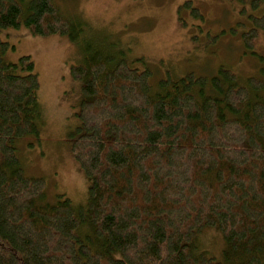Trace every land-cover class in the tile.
Wrapping results in <instances>:
<instances>
[{"label": "trees", "instance_id": "16d2710c", "mask_svg": "<svg viewBox=\"0 0 264 264\" xmlns=\"http://www.w3.org/2000/svg\"><path fill=\"white\" fill-rule=\"evenodd\" d=\"M251 17L242 40L264 61V13ZM22 25L80 42L83 23L55 0H0V264H264V67L243 82L224 66L160 79L154 91L149 69L83 45L85 62L71 67L83 99L70 149L89 199L48 203L46 180L27 175L18 153L40 133L36 64L4 58L1 31ZM209 227L224 237L222 261L197 246Z\"/></svg>", "mask_w": 264, "mask_h": 264}, {"label": "rangeland", "instance_id": "374dc122", "mask_svg": "<svg viewBox=\"0 0 264 264\" xmlns=\"http://www.w3.org/2000/svg\"><path fill=\"white\" fill-rule=\"evenodd\" d=\"M191 1L203 17L188 7L179 10L186 0H55L66 16L83 23L80 42L60 33L36 35L25 25L1 31L9 42L5 60L31 55L39 74L40 133L19 140L18 153L27 175L46 180L45 202L54 203L60 195L75 205L89 199L90 179L70 149L83 99V81L73 77L71 67L85 62L83 45L93 42L134 67L149 69L154 91L162 79L212 76L222 66L233 69L242 82L250 75L263 76L264 61L246 51L242 32L253 23L251 16L264 13V0ZM255 50L264 56V30ZM197 246L223 260L225 240L216 227L206 228Z\"/></svg>", "mask_w": 264, "mask_h": 264}]
</instances>
